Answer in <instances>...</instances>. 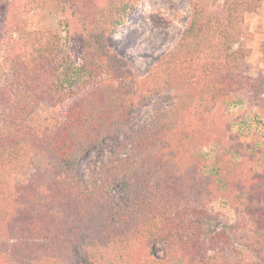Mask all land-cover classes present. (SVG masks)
<instances>
[{"label":"trees","instance_id":"trees-1","mask_svg":"<svg viewBox=\"0 0 264 264\" xmlns=\"http://www.w3.org/2000/svg\"><path fill=\"white\" fill-rule=\"evenodd\" d=\"M140 1L55 0V28L14 37L34 0H0V14L10 12L0 31V264H264L262 150L223 155L208 172L198 152L219 141L200 115L249 83L248 50L233 45L257 2L224 0L220 17L190 0L177 43L140 78L106 44ZM169 90L174 105L133 129L134 110ZM41 103L64 107L46 132L28 123ZM99 144L109 157L84 184L76 167ZM221 198L247 218L213 230L209 203Z\"/></svg>","mask_w":264,"mask_h":264},{"label":"rangeland","instance_id":"rangeland-1","mask_svg":"<svg viewBox=\"0 0 264 264\" xmlns=\"http://www.w3.org/2000/svg\"><path fill=\"white\" fill-rule=\"evenodd\" d=\"M200 1L206 4V12L220 17L226 15L224 0ZM254 1L257 2V8L244 12L245 29L239 42L233 45V49L241 44L248 50L243 63H245L244 76L250 78L249 83L247 86L246 82L243 83L221 102H217L208 113L200 115V119L207 123L209 133L212 136H219V141L215 139L198 149L200 157L204 159V172L219 168L220 159L223 155L228 157V153H231L234 160L255 151L254 149H261V154H264V0ZM190 13V0H141L133 10L128 12L125 23L116 27L112 34L107 35L106 44L110 50L117 52L127 62L138 77L143 78L161 55L177 43L183 28L187 25ZM9 15V11L0 14V31L2 32L5 16ZM57 20L55 0H34L30 9L18 12L15 30L12 33L14 37H17L34 30L53 29L57 25ZM76 47V43L71 47L75 55ZM6 68L7 55L0 45V80ZM253 82L256 86L249 88L248 91L247 87L250 84L253 85ZM259 84H261L260 88ZM175 101L174 90L154 95L134 110L129 124L133 129L137 128L147 123L158 109L173 106ZM63 108L62 105L41 103L30 115L28 123L40 132L50 131L59 121ZM230 145L241 148V151L231 149ZM108 157L109 154L104 145L99 144L90 148L77 165L76 175L84 184H88L89 169L94 164L98 165L107 160ZM25 177V174H21L18 179L25 181ZM209 206L217 214L212 221L210 218L206 220L209 227L214 226L213 230H216L222 221L242 222L244 218H247L240 211L236 212L230 207L226 199H217L210 202ZM242 206L243 203L240 202L239 207ZM155 249L157 255L161 256L162 245L156 244ZM241 252L240 255H248L246 251V253ZM239 256L238 253L231 256L228 250L225 251L227 259L232 260ZM220 259L224 257L220 256L217 260L220 261Z\"/></svg>","mask_w":264,"mask_h":264}]
</instances>
